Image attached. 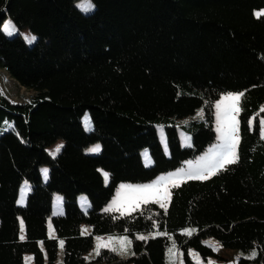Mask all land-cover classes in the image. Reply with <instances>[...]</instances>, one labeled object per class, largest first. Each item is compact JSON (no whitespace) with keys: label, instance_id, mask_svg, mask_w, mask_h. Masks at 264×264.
Segmentation results:
<instances>
[{"label":"trees","instance_id":"16d2710c","mask_svg":"<svg viewBox=\"0 0 264 264\" xmlns=\"http://www.w3.org/2000/svg\"><path fill=\"white\" fill-rule=\"evenodd\" d=\"M80 1L0 0V69L34 91L19 103L0 86V264H26L27 253L33 264H198L194 252L231 264L208 261L218 257L209 239L241 252L236 264H264V15L255 13L264 0H90V10ZM7 17L18 28L11 34ZM229 92L243 93L236 163L174 186L166 207L104 210L121 183L152 181L213 144L214 102ZM200 109L203 118L183 120ZM96 143L101 150L88 152ZM25 180L31 190L19 205ZM109 234L133 238L128 260L108 248L87 257L95 236Z\"/></svg>","mask_w":264,"mask_h":264},{"label":"rangeland","instance_id":"374dc122","mask_svg":"<svg viewBox=\"0 0 264 264\" xmlns=\"http://www.w3.org/2000/svg\"><path fill=\"white\" fill-rule=\"evenodd\" d=\"M89 4L92 5L90 0H81L79 2V5L82 9H89ZM258 12H264V8L258 9L255 11V13ZM15 27V31L18 30L17 26L14 24V22L7 17L4 22H3V29L9 33V29L11 27ZM22 34L24 35L25 39L28 41L31 37H35L36 35L32 33L29 29H21ZM13 33V32H12ZM34 42V41H32ZM31 42V43H32ZM0 86L4 93L13 101L15 102H26L28 101L31 96L34 94V91L29 90L23 86H21L15 78H13L10 73L5 70V69H0ZM229 94H240L238 92H229L221 95L219 99H217L214 102V125H215V130L217 134L216 141L209 145V147L202 153L200 154L195 160H188L185 162V164L176 169L172 170L169 172H165L157 176L155 179L149 182H144V183H121L119 187L117 188L115 195L112 197V199L107 203V205L104 207L105 211L113 212L117 211L122 214H129L134 212L135 210L139 209L142 207L143 204L149 203V202H156L158 204L165 203L166 206L169 203V200H164V192L165 189L168 190L170 193L171 197V190L174 186L181 184L184 181L190 180V179H195V178H189L190 173H198L202 170H205L210 164L214 162V157L217 156L219 152L223 151V145L224 141L221 139V133L218 131V128L221 125V122L225 118V106L230 104V101H225L224 97L229 95ZM221 104V108L217 109L216 105ZM239 107H240V102H239ZM240 113V112H239ZM239 113L237 114V119L239 121ZM205 115L204 109H200L195 115H190L183 119L184 121H189L191 119H196V118H203ZM83 124L85 125L86 128L90 129L92 128V122H91V117L90 113L86 112L84 117H83ZM240 125V121H239ZM261 132L262 136L264 137V118H261ZM179 133L181 134V140L183 145H190L192 142L191 136L184 132L180 127H179ZM159 134L160 137L163 141V144L167 147V141H166V135H165V130L163 126H159ZM237 135L239 136V142H240V133L239 130L237 132ZM64 144V140L60 139L58 140L54 145L48 148L49 152L52 155H57L58 153H55V150L58 146ZM239 147V144H238ZM238 147H237V153H238ZM98 148V151H93V149ZM102 148V145L100 143L93 144L87 148L88 152H99ZM146 152L145 158L150 162L151 156L148 151ZM55 153V154H54ZM228 164H226L223 168H225ZM223 168L219 169L216 173H218L220 170ZM46 173V174H45ZM104 175L105 173L107 174V179L106 182L109 180V175L106 171H103ZM43 175L45 179H47L48 176V168L45 167L43 169ZM212 176V175H210ZM209 176V177H210ZM31 184L25 180L23 181L20 192H19V199H18V204L19 205H25L26 200H27V195L31 190ZM157 186L153 189H151L148 192H139L135 191V189L138 188H145L147 186ZM147 198V199H145ZM62 195L56 193L54 196V210L56 213H61L63 212V204H62ZM21 200H23V203H21ZM78 202L80 206L84 209L87 210L89 207V198L86 194H81L78 197ZM133 208L135 210H133ZM106 209H112V210H106ZM60 210V211H59ZM21 221H23L21 219ZM24 226V223H23ZM82 230L84 234H90L91 233V227L88 224H83ZM21 235L24 236L23 239L26 238V232H25V226L23 227V231L21 229ZM154 233L151 234H139L138 238L140 237H149V236H154ZM49 236L53 238H58L55 227L52 223V220H49ZM62 239H59V244ZM123 242V245H122ZM208 242H210L215 250H217L218 257L214 258L211 257L208 261L210 262H224V263H231V264H236L240 257L242 256V253L233 250V249H227L224 248L218 241L211 240L209 239ZM103 248H108V249H115V252L118 254V256L122 260H128L129 257L132 254L133 250V238L129 235L126 234H121V235H97L95 236V245L93 249L87 254L88 258H93L98 255V253L103 249ZM63 251H64V244L63 247L60 246L59 249V258L62 259L63 257ZM114 251V250H113ZM169 254H172L174 251V248L169 246L168 248ZM178 253V252H177ZM176 253V254H177ZM194 259L197 261L198 264H205V260L196 252L193 253ZM25 262L26 264H33L34 262V257L32 253H27L25 255ZM116 264H129L127 262H121V263H116Z\"/></svg>","mask_w":264,"mask_h":264},{"label":"snow or ice","instance_id":"6c2138e0","mask_svg":"<svg viewBox=\"0 0 264 264\" xmlns=\"http://www.w3.org/2000/svg\"><path fill=\"white\" fill-rule=\"evenodd\" d=\"M91 7H94L93 5L89 4V10ZM257 17L264 15V12H258L256 13ZM15 31V27L12 26L11 29H9V34ZM35 40V37H31L28 42L31 43ZM243 96V93L240 94H229L224 97L225 101H230L231 103L225 106V118L221 122L220 127L218 128V131L221 133V139L224 141L223 145V151L219 152L216 157H214V162L210 164L205 170H202L198 173H190L189 178H195V179H207L210 175H215L216 172L223 168L226 164H234L238 161V153H237V147L239 144V136L237 135V132L239 130V121L237 119V114L240 112L239 102ZM221 104H217V109L221 108ZM63 146L60 145L56 148L55 153H58L60 149ZM98 148L93 149V151H98ZM54 153V154H55ZM46 174V173H45ZM105 178L107 179V174L105 173ZM157 186H147L145 188H138L135 189V191L139 192H148L151 189L155 188ZM147 199V198H145ZM164 200L170 199V193L167 189H165L164 192ZM21 203H23V200H21ZM160 206L166 207L165 203H161ZM106 210H112V209H106ZM133 210H135L133 208ZM23 221H21V229L23 231ZM189 235L191 232L188 233ZM24 236L21 235V239H23ZM140 239H145V237H140ZM64 241H60V246L63 247ZM123 245V242H122ZM115 251V249H113ZM256 253H252V257L254 258Z\"/></svg>","mask_w":264,"mask_h":264},{"label":"crops","instance_id":"0c3cea01","mask_svg":"<svg viewBox=\"0 0 264 264\" xmlns=\"http://www.w3.org/2000/svg\"><path fill=\"white\" fill-rule=\"evenodd\" d=\"M63 206V205H62ZM55 211V210H54ZM60 211V210H59Z\"/></svg>","mask_w":264,"mask_h":264}]
</instances>
